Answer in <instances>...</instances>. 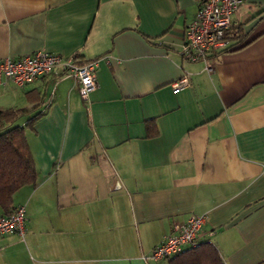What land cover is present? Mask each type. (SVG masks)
I'll return each mask as SVG.
<instances>
[{"label": "crops", "instance_id": "crops-1", "mask_svg": "<svg viewBox=\"0 0 264 264\" xmlns=\"http://www.w3.org/2000/svg\"><path fill=\"white\" fill-rule=\"evenodd\" d=\"M197 5L0 0V60L94 62L96 84L85 101L65 74L0 85L10 107L44 93L25 132L36 182L12 197L24 234L0 237V264H169L152 249L200 215L198 242L224 264H264V0L238 6L230 27L249 43L214 53L209 70L180 56Z\"/></svg>", "mask_w": 264, "mask_h": 264}, {"label": "built area", "instance_id": "built-area-1", "mask_svg": "<svg viewBox=\"0 0 264 264\" xmlns=\"http://www.w3.org/2000/svg\"><path fill=\"white\" fill-rule=\"evenodd\" d=\"M242 2L243 0H200L193 20L183 30L181 58L188 62H202L209 70L208 59L227 46L223 35L229 29L232 15ZM94 69V62L76 65L72 57L61 58L39 50L19 59H1L0 85L6 81L20 88L46 76L65 74L74 81L78 97L85 101L96 88ZM186 85V78L180 77L170 84V90L176 94ZM117 187L118 184L114 181L113 188ZM24 214L22 206H15L7 216H0V237H22ZM204 221L205 217L202 215L189 216L184 224L173 225L172 233L163 237L152 249L150 258L158 262L194 247L198 243V234Z\"/></svg>", "mask_w": 264, "mask_h": 264}, {"label": "trees", "instance_id": "trees-1", "mask_svg": "<svg viewBox=\"0 0 264 264\" xmlns=\"http://www.w3.org/2000/svg\"><path fill=\"white\" fill-rule=\"evenodd\" d=\"M246 37L240 25L229 27L223 35L228 45L222 51L227 53L241 49L249 43L241 46ZM43 95L42 90H33L25 94L27 107L0 109V216L9 214L13 208L12 197L18 190L35 185L36 169L25 132L32 131L33 125L41 117L38 108L43 104ZM21 118L26 120L22 126H18L16 122ZM168 263L224 264L210 242H198L194 247L169 258Z\"/></svg>", "mask_w": 264, "mask_h": 264}, {"label": "rangeland", "instance_id": "rangeland-1", "mask_svg": "<svg viewBox=\"0 0 264 264\" xmlns=\"http://www.w3.org/2000/svg\"><path fill=\"white\" fill-rule=\"evenodd\" d=\"M10 106H12V104L4 96H2V94H0V108L10 107ZM18 123L19 122H16V124ZM18 126H22V125H18Z\"/></svg>", "mask_w": 264, "mask_h": 264}, {"label": "water", "instance_id": "water-1", "mask_svg": "<svg viewBox=\"0 0 264 264\" xmlns=\"http://www.w3.org/2000/svg\"><path fill=\"white\" fill-rule=\"evenodd\" d=\"M241 46H243V45H241Z\"/></svg>", "mask_w": 264, "mask_h": 264}]
</instances>
